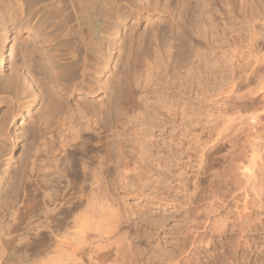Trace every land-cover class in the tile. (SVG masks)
<instances>
[{
  "label": "rangeland",
  "instance_id": "obj_1",
  "mask_svg": "<svg viewBox=\"0 0 264 264\" xmlns=\"http://www.w3.org/2000/svg\"><path fill=\"white\" fill-rule=\"evenodd\" d=\"M55 1L42 0L38 7L54 8ZM138 1L144 12L149 5ZM175 1L173 14L128 18L114 27L113 38L120 39L107 69L91 78L95 94L87 88L64 94L71 123L56 136V148L39 154L35 180L44 183L41 189L27 181L36 146L48 134L39 120L44 96L57 90L59 63L70 60L50 62L46 86L29 79L28 98L34 102L10 120L8 151L0 153V264H33L37 250L42 264H264V0ZM133 25L131 41L127 29ZM9 28L7 37L0 34L3 82L22 67V50L41 41ZM48 50L50 57L56 54ZM38 54L29 59L39 62ZM153 54L157 59L149 58ZM6 108L1 106L0 116ZM258 114L254 124L251 118ZM75 127L78 139L71 133ZM61 140L66 147L82 143L81 157L96 169L98 182L89 211L84 213L85 198L76 205L80 225L73 228L68 219L58 238L36 226L43 221L44 195L71 179L77 181L76 195L92 188L90 174L79 176L83 164L78 178L59 171ZM244 200L256 201L246 209L248 223L238 217ZM34 205L38 213L32 215Z\"/></svg>",
  "mask_w": 264,
  "mask_h": 264
},
{
  "label": "bare ground",
  "instance_id": "obj_2",
  "mask_svg": "<svg viewBox=\"0 0 264 264\" xmlns=\"http://www.w3.org/2000/svg\"><path fill=\"white\" fill-rule=\"evenodd\" d=\"M122 1L123 0H56L55 1L56 6L54 8H39L38 6L39 4H41L42 0H0V7L2 6L7 7V8H0V34L3 35V37L8 36L10 32L9 27L12 26L16 30L20 29L19 32L21 30H26L29 33H32V35H34V38L36 40H41L39 43L40 45L36 42L34 44L33 49H28L27 47L23 49L24 51L22 50L23 62H22V67L21 66L20 67L24 69L23 70L24 72L20 68L21 71L19 69L17 70L18 72L11 74V76L8 79L4 80L5 82H3V80H1V77H0V109H1V106L3 105H6L7 107L4 113L2 114V116H0V141L2 142L0 147L3 149L0 151V153L3 152L4 149L5 150L7 149L8 144H6V141L10 140V134L8 132L10 120L14 121L16 119L17 113L20 112L23 107H26L29 109L31 103L34 102V100H30L28 98L30 95L29 89L32 88L31 86L32 83H29V79L30 78L33 79V81L32 80L31 81L33 83L35 82L36 83L35 85H38V83L39 84L48 83L46 82V80L48 79H47V76L45 75H46L47 67L50 64V62L54 61L56 57H58V60L59 59L63 61L70 60V62L68 61V63L63 62L61 64L59 63L60 60L56 61L57 65L59 63V66H57V68L61 67V69L59 68L60 70L58 71V73L61 76H63V78L67 77L66 80L67 81L69 80V81L68 82L66 81V83H61V79L59 78L60 75L56 73L54 76L57 77L56 78L57 81L55 82L57 86L55 87L57 88V90L55 91L54 89L50 91L47 90L46 93L49 94L48 99L44 96L46 103H45L44 109H42L41 111L39 120L41 124L44 125V127H46L45 130L48 134L44 136L42 144L39 143V146H36L37 149L34 152L32 159L30 158L32 160V161L30 160L32 167L30 170L31 179L27 181L28 184L40 182V180L39 181L35 180L38 174V171H39V167H40V164L38 166V163H37L40 161L38 159L39 154L40 153L42 154L44 151L50 152L52 150L51 147H54V145L56 148V144H54V141H56V136L58 135L61 136L60 135L62 134L61 131L63 130V128H66V125L68 124L69 120L71 123V116L69 115L70 107L67 104V100L65 99L64 94L70 93L69 96H71V95H74L79 90H82V89L84 90L85 88L89 89L88 91L89 94H95L97 92V88L94 86L95 84L91 83L92 82L91 78L97 73V71L104 72L107 69L108 61H109L108 57L111 56L113 52L112 50H114L113 49V47L115 46L114 41L117 39H120L118 36H117L118 38L116 39L113 38V36L115 37L117 35L116 32L115 33L113 32L114 27L118 24L123 23L128 18H134L136 22H139L140 20L144 19L146 15H147V19L149 20L150 18L154 17L155 14H160V16H165L167 12L170 14L173 12V10H170V8H173L172 4L174 1L172 2V0L164 1L165 2L163 4L164 10H160V6L162 5V0H154V1L146 0V3L149 5V7H147L148 6L147 5L146 6L147 8L145 7L146 9H144L145 10L144 12L143 10H141V8H138L140 7V2L138 0H128V1L126 0L127 1L126 4H122ZM187 5H189V3ZM175 8H178V7H175ZM124 9H127V10L124 11ZM136 27H137L136 25H133L131 28L127 29L129 33L128 37L131 38V41L135 39L134 32L136 30ZM206 28L207 26L203 25V29L205 30ZM199 32H200V29H199ZM142 39H143V36L139 37L140 41H142ZM125 46L126 45L122 43L118 48L119 51H122L123 48H125ZM51 47H53L55 49L54 52H56V54H54L53 57H50L52 55L49 54V50H48V49H51ZM170 47H171V50L172 48H174V46L169 45V48ZM139 48L141 49V47ZM156 51L155 53H157ZM12 52L13 50L10 49V54H9L10 57H12L13 55ZM36 53L40 54V55L38 54L39 58H37L39 62L31 61L29 59V57H31L32 59L34 55L36 56ZM34 57L33 59L35 60L36 57L35 58ZM152 57L157 59L156 54H153V56H149V58H152ZM28 59L30 61H28ZM148 59H142L141 61L142 63H145ZM4 62H6V59H4L3 50L0 48V64H3ZM31 62L32 64L35 62L36 67L38 66L39 68V69H36L38 70V73L40 72L38 78H35L33 76V74L36 76L37 73L32 74L31 69L35 68L34 66L35 64L33 65L34 68H32V65L30 64ZM72 70L73 72H70ZM68 73H71V76L73 74L75 75L71 77V76H68L69 75ZM136 77L139 78L138 76ZM116 78H118V80ZM116 78H115L117 80L116 82H118V84L121 83L120 81H122V79L120 78V76ZM134 81L137 82L136 79H134ZM1 82H3L4 84H2ZM111 83L113 82H110V85H114V83L113 84ZM46 85L48 84H45V86ZM81 116H84V117L86 116L87 118L88 115L87 113L82 112ZM254 116L255 117L251 118L253 119L254 124L255 122L256 123H258V121L260 122L259 114L258 116L257 115H254ZM72 126L70 128H72ZM254 126L256 127V125ZM66 133H68V131ZM71 133H74L73 136L75 137V139L80 138L81 133L79 129H76V127L74 128V131H72ZM66 140H68L67 137H66ZM65 141L64 140L59 141V142H62V146L60 147L61 150L59 153L60 158L59 160L58 159L56 160L57 162L58 161L61 162L59 165L62 168L59 171H61L62 174L64 173V175L66 174L65 177L72 176V177L78 178V172L80 171V170L78 171V168L81 166V164H83L84 166H82V171H81V174L79 173V176L82 175V178H83L87 176L88 174H90L91 182H92L90 184L92 188L90 189L89 194H85V190L80 189L81 190L80 193L81 192L82 193L76 195L77 192L75 188L76 186L75 183L77 181L71 184V182L73 181V179H71L72 181L68 182L69 184L65 186L64 188L54 187L55 190L52 191L51 194H48L46 196L44 195L45 198L44 197L43 198H44L45 203L43 202V204L45 205H44V208H42V210L43 209L44 210L41 211L43 221L38 223L36 226H37V229L42 228L44 230L45 229L49 231L52 230L51 232H54L55 234H57L58 232L60 233L62 232L63 229L67 228L68 219H72L73 228L74 227L76 228L80 225V221H81L80 219L82 218L78 217L77 215L79 213H78V209L76 205L83 198L86 199V206H87V203L91 204V202L95 198L94 186L96 182H98V178L96 175V169H94L92 165H89L88 162L83 161V157H81L83 156L82 152L84 151L83 150L84 147L81 146L82 143L81 144L76 143V144H71V145L69 144L70 146L66 147L64 143L67 144L68 142L66 141L67 142L66 143ZM52 154L54 155L53 151H52ZM55 158H58V157H55ZM254 165L255 164H253V166ZM111 167H112L111 160L108 159L106 162V168L110 169ZM256 170H259V169H256ZM260 171L261 170H259V172ZM248 179H251V178H248ZM262 181L264 182V180ZM247 182H249V180ZM258 182H261V179ZM40 183L38 187L41 189L44 186L43 185L44 183L42 182L43 186L40 185ZM82 186H84V184H82ZM263 186H264V183H263ZM253 188H254L253 191L255 194L254 193L252 194L256 195L255 197L259 196L260 194L258 195V192L255 186ZM38 190H39L38 188L33 190L35 192V194H33V196L35 195L34 198L37 197L36 194H38L37 192L40 191ZM74 194L76 195L75 199L77 200L73 202L72 195ZM246 194L248 195V193ZM259 198L258 197L256 198L257 202L260 201ZM245 200L243 203L245 210L243 211L240 210L241 212L239 211L238 217L241 219V221L246 223L247 220L250 219V216L249 214L246 215L245 212L248 210L247 208L248 206H250L248 204L251 202V200H249V203L248 201H245ZM255 202L256 201L254 200L251 202L252 204L251 203L250 204L254 206ZM53 205L55 207L53 209H50L49 206H53ZM88 206L85 207L87 210H84V213L89 211ZM39 209H41V206ZM254 209H256V206ZM33 213L35 214L38 213V209L36 206L33 207L31 214L34 215ZM243 227L246 228V225ZM56 237H58V234ZM59 242L61 243V241ZM42 259L43 257H41L39 251L37 250L35 253V259H34L33 264H42L43 263Z\"/></svg>",
  "mask_w": 264,
  "mask_h": 264
}]
</instances>
